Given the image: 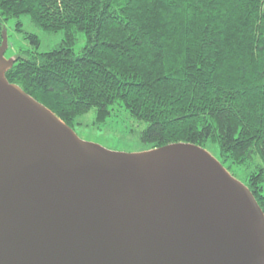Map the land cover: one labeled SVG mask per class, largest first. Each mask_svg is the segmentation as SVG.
Instances as JSON below:
<instances>
[{
    "label": "trees",
    "instance_id": "16d2710c",
    "mask_svg": "<svg viewBox=\"0 0 264 264\" xmlns=\"http://www.w3.org/2000/svg\"><path fill=\"white\" fill-rule=\"evenodd\" d=\"M22 16L65 39L19 55L9 83L72 129L91 111L106 126L120 105L140 152L217 149L264 212V0H0L1 31Z\"/></svg>",
    "mask_w": 264,
    "mask_h": 264
},
{
    "label": "water",
    "instance_id": "95a60500",
    "mask_svg": "<svg viewBox=\"0 0 264 264\" xmlns=\"http://www.w3.org/2000/svg\"><path fill=\"white\" fill-rule=\"evenodd\" d=\"M0 49V264H264V212L207 150L83 141L9 83Z\"/></svg>",
    "mask_w": 264,
    "mask_h": 264
},
{
    "label": "rangeland",
    "instance_id": "374dc122",
    "mask_svg": "<svg viewBox=\"0 0 264 264\" xmlns=\"http://www.w3.org/2000/svg\"><path fill=\"white\" fill-rule=\"evenodd\" d=\"M31 36L37 37L39 43H34ZM64 39L65 33L63 31L59 33H48L32 23L29 16H22L19 19H12L4 23L2 31L0 30V49H3L4 45L6 46L4 59L10 61L15 60L25 52H49ZM85 45V35L83 33L77 34L76 52L80 53ZM114 111V118L108 121L106 126H102L101 128L94 125L96 112L91 111L77 119L74 131L83 141L100 145L110 151L129 154L142 153L140 151L144 147L131 132V130L138 129V127L130 120L123 107L116 105ZM209 150L211 152H208L212 156L215 158L218 157L217 149L210 148ZM236 176L238 181L245 182L243 172L237 173Z\"/></svg>",
    "mask_w": 264,
    "mask_h": 264
}]
</instances>
